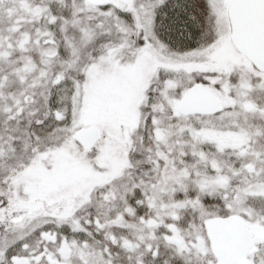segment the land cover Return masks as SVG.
Segmentation results:
<instances>
[{
    "label": "snow or ice",
    "instance_id": "6c2138e0",
    "mask_svg": "<svg viewBox=\"0 0 264 264\" xmlns=\"http://www.w3.org/2000/svg\"><path fill=\"white\" fill-rule=\"evenodd\" d=\"M0 264H264V0H0Z\"/></svg>",
    "mask_w": 264,
    "mask_h": 264
}]
</instances>
